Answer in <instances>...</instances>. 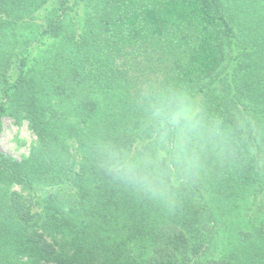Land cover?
Masks as SVG:
<instances>
[{
	"label": "trees",
	"instance_id": "16d2710c",
	"mask_svg": "<svg viewBox=\"0 0 264 264\" xmlns=\"http://www.w3.org/2000/svg\"><path fill=\"white\" fill-rule=\"evenodd\" d=\"M4 117L35 138L0 148V264H264V0H0Z\"/></svg>",
	"mask_w": 264,
	"mask_h": 264
},
{
	"label": "clouds",
	"instance_id": "9594fccd",
	"mask_svg": "<svg viewBox=\"0 0 264 264\" xmlns=\"http://www.w3.org/2000/svg\"><path fill=\"white\" fill-rule=\"evenodd\" d=\"M152 117L157 123L161 142L173 139V146L182 152L192 137L201 133L200 121L193 108L183 101H169L161 97L154 105ZM111 167L131 180L147 183L141 175L140 162L114 154Z\"/></svg>",
	"mask_w": 264,
	"mask_h": 264
},
{
	"label": "rangeland",
	"instance_id": "374dc122",
	"mask_svg": "<svg viewBox=\"0 0 264 264\" xmlns=\"http://www.w3.org/2000/svg\"><path fill=\"white\" fill-rule=\"evenodd\" d=\"M2 123L0 148L15 158H21L27 154L30 144L35 138L33 133L24 120L15 123L13 119L4 117Z\"/></svg>",
	"mask_w": 264,
	"mask_h": 264
}]
</instances>
